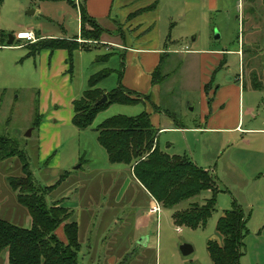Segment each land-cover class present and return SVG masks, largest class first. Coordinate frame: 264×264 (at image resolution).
<instances>
[{
  "label": "rangeland",
  "instance_id": "1",
  "mask_svg": "<svg viewBox=\"0 0 264 264\" xmlns=\"http://www.w3.org/2000/svg\"><path fill=\"white\" fill-rule=\"evenodd\" d=\"M119 2L114 0L113 6ZM134 3L125 0L121 5L131 8ZM158 6L156 24L144 32L145 36H158L168 49L224 52L222 59L215 56L212 60L195 53L165 54L161 70L164 78L149 96L163 113L177 115V122L205 128L171 130L156 136L163 152L184 155L216 180L215 210L204 227L180 226L177 231L172 216L190 202L203 203L211 196L210 191L175 208L160 205L159 213L148 212L154 201L132 181L126 165L108 161L106 151L98 143V124L116 115L153 113L147 100L135 105L111 104L83 130L68 123L71 105L65 93L69 87L57 90L61 97L58 104H52L53 93L49 89V98L46 100L44 93L40 105L39 69L46 58L30 57L27 47L16 46V41L8 46L6 42L9 36L25 29L53 38L73 39L79 32V11L66 1L0 0V133L16 140L24 150L36 185H53L63 172H70L46 200H62L73 209L84 248L93 232L95 254L100 258L97 264H105L112 254L118 257L115 264H213L207 242L222 243L216 224L231 208L233 199L249 215L239 264H264V0H158ZM114 20L122 23L120 17ZM109 23L108 19L100 20L103 27H109ZM216 33L218 37L214 38ZM122 53L104 45L74 51L70 77L75 98L86 89L91 74L106 68L113 71L98 86L107 91L114 89L120 77L118 71L127 62ZM210 72L214 73L213 80L204 89L205 98L201 85L203 78H210ZM217 85L220 93L212 98ZM204 105L208 109L205 122L201 120ZM36 106L42 124L38 129L32 126ZM54 111L59 118L52 115ZM169 122L174 124L171 119ZM52 130L58 131L59 139L42 157L39 132L46 135ZM51 141L43 145L44 150L49 149ZM20 175L17 158L1 162L0 217L28 228L30 216L17 202L7 180ZM56 233L63 239L61 230ZM141 237L147 238L144 247L138 243ZM182 244H189L193 251L183 255ZM1 264H7L6 259Z\"/></svg>",
  "mask_w": 264,
  "mask_h": 264
},
{
  "label": "trees",
  "instance_id": "2",
  "mask_svg": "<svg viewBox=\"0 0 264 264\" xmlns=\"http://www.w3.org/2000/svg\"><path fill=\"white\" fill-rule=\"evenodd\" d=\"M66 1L76 7L74 0H38ZM155 5V4H154ZM152 5L150 8H153ZM148 9V8H147ZM144 9V10H147ZM80 32L73 39L43 38L33 43H26L28 56L34 57L43 49L54 51L65 49L67 63L72 70V53L76 50L88 51L107 32L86 11L84 1L79 5ZM81 39L79 42L77 39ZM20 45L21 40H17ZM165 54L152 74V83L162 81L161 74ZM123 68V63L121 69ZM113 70L103 69L91 74L87 87L80 97L72 101L73 115L71 124L83 130L89 127L96 115L109 105L117 103L135 105L147 100L154 110L159 106L150 101L149 95H141L123 87L119 81L111 91L105 92L98 85ZM119 76L122 70L118 71ZM213 77L204 85L207 88ZM255 88H259L253 83ZM106 95V101L96 102ZM3 92H0V99ZM167 113V111H165ZM41 116L35 108L32 126L38 129ZM98 143L106 151L111 164H124L133 177L165 209L175 208L183 201L196 197L203 191H210L211 196L203 203L190 202L184 209L175 210L173 222L176 227H204L215 210L218 185L211 173L197 166L184 155H169L163 152L156 140L157 129L146 111L136 116L116 115L103 120L96 127ZM17 158L21 164L22 175L7 178L11 189L16 193L17 202L24 206L30 216L28 228L15 225L0 217V264L6 259L7 264H79L80 251L78 224L73 218V209L64 205L62 200L47 203L46 197L55 187L64 181L69 171L63 172L58 181L50 186L36 185L23 149L16 140L0 133V164ZM249 215L233 199L231 208L224 211L216 224V230L222 235V243L215 240L207 242V251L213 264H239L243 254L244 237L247 233ZM61 230L63 239L56 233ZM5 257L1 258L2 254Z\"/></svg>",
  "mask_w": 264,
  "mask_h": 264
},
{
  "label": "crops",
  "instance_id": "3",
  "mask_svg": "<svg viewBox=\"0 0 264 264\" xmlns=\"http://www.w3.org/2000/svg\"><path fill=\"white\" fill-rule=\"evenodd\" d=\"M81 1H84L88 15L94 18L100 26H102L100 24V20L108 19L110 21L109 27L102 26L107 30V32L101 36L99 41L92 43L94 45H104L108 49L116 48L123 51L121 55L124 56V60L127 62L123 65L122 74L120 76V83L123 85L124 88L134 91L138 94L149 95L151 97L150 93L152 92L153 89L157 87L156 84L152 83V74L159 65L160 57L164 54H166L167 56L169 53L172 52H176V53L182 52L187 54L195 53V54H199L202 59H211V60L212 57L215 56L218 57L219 59H222V57L220 58V56L224 55L223 51H215V52L209 51V52L196 53L194 50L189 49L188 47H184L183 49L180 50L168 49V47L162 46L161 40L158 36L156 35L145 36L144 32L153 28L158 19V11H159L158 0H147L145 1V3H140L138 0H133L136 3H134V5L131 8L129 7L124 8V6L121 5L122 3L124 4L125 0H120L122 3L119 2L116 6H113L114 0H81ZM152 5H154V7L150 8ZM119 17L122 22L120 24H118L114 20V19H118ZM120 25L122 26V28ZM78 27L80 32V18H79ZM25 30H33L37 39L53 38L52 36L49 35H43L40 32L35 31L34 29H25ZM79 32L78 35L76 36H79ZM128 32H130V34ZM128 35H130V37H128ZM77 40L79 42L82 41L79 38ZM15 41L18 42L17 39L14 38L13 42ZM21 42H23V44L16 46L26 47V45H24L25 42L24 41ZM237 53L239 54L240 51L237 50ZM37 55H39V57L42 55V57L46 58L45 65L42 64L39 69L40 86L42 92L40 93V105L44 99L43 96L45 94H46L45 95L46 100L49 98V92H48L49 89L52 90L51 92L53 93V98L51 100L52 104H58V100L61 97L57 94V90H62V88H64L63 86L69 87V90L67 92L65 91L66 92L65 98H68V101L71 105V113L69 114V121H68V123L71 124V118L73 115L72 101L76 98L73 95V91L71 87L72 86L71 77H70L71 72L69 71V65L66 61L68 57V53L65 49H56L54 51L43 49L39 53H37L36 56ZM213 64H215L214 61ZM212 70L213 72H215L216 69H212ZM213 72H210L211 73L210 78L205 77L203 78L202 81L201 90L203 92V97L205 98H206V94L204 92V85L210 81L211 77H213L214 74ZM101 89L107 92V90L104 89L103 87ZM219 93H220V87L217 85L216 87L213 88L211 92L212 98H216ZM154 104L157 105L156 103ZM218 106L219 103H217L215 108H217ZM207 111L208 109L206 105H204L202 107V113H201V120L204 122L207 119L206 118ZM147 112L150 114L151 123L158 130L157 134L160 132H166L171 130L184 131L190 129L192 130L205 129L199 127V125H193V127H186L182 123L176 121L177 115L169 112L166 113L165 111L163 113L161 109H159L158 111L155 110L153 113L152 111L151 112L147 111ZM52 115L56 118L57 117L59 118L58 113H56V111H54ZM170 119L174 122V124L169 122ZM57 121L58 120L55 119V122ZM65 122H67V120ZM41 125L42 124L40 120L39 126ZM237 127L238 126H235L234 128L237 129ZM49 139L52 140L49 145L50 147L49 149H47L46 147L44 150L43 145L44 144L47 145ZM58 139H59L58 131L55 132L52 130L50 134H46V135H44V133L39 132V144H40L39 148L41 155H43L42 157L48 155L51 148H53L54 143ZM131 175H132L131 178L132 181L135 182V184L144 192V194L150 201H153L154 198L133 177L132 171H131ZM150 208L148 209V212H150ZM177 228L178 227H176V230ZM93 235H94L93 232H90V237L89 239H87V244L85 245V248L83 246V243H81L80 235H79V241L81 246L80 251L78 253L79 264H97V262L100 260V258L95 254L96 247L93 244L95 243V236ZM138 243L144 247L147 244V238L146 237L139 238ZM117 260L118 257L112 254L105 259V264H115Z\"/></svg>",
  "mask_w": 264,
  "mask_h": 264
},
{
  "label": "built area",
  "instance_id": "4",
  "mask_svg": "<svg viewBox=\"0 0 264 264\" xmlns=\"http://www.w3.org/2000/svg\"><path fill=\"white\" fill-rule=\"evenodd\" d=\"M75 5L79 11V5L81 0H74ZM15 39L24 41L25 43H33L37 40L35 33L33 30H23L19 31L14 36ZM154 204L150 208V212L159 213L161 211L160 204L154 199ZM177 231H180V228H177Z\"/></svg>",
  "mask_w": 264,
  "mask_h": 264
},
{
  "label": "water",
  "instance_id": "5",
  "mask_svg": "<svg viewBox=\"0 0 264 264\" xmlns=\"http://www.w3.org/2000/svg\"><path fill=\"white\" fill-rule=\"evenodd\" d=\"M217 37H218V34L216 33L215 36H214V38H217ZM13 40H14L13 36H9V38H8V40H7V42H6V45H8V46L12 45ZM106 99H107V98H106V95L104 94V95L102 96V98L99 99L96 103H97V104H100V103H102V102H105ZM28 135H29V134H28ZM139 242H141V241H139ZM180 250H181V252H182L183 255H188V254H190V253L193 251L192 247H191L189 244H182V245L180 246Z\"/></svg>",
  "mask_w": 264,
  "mask_h": 264
}]
</instances>
